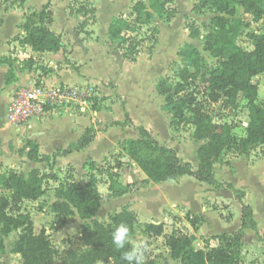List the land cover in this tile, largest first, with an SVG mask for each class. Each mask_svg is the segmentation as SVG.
I'll list each match as a JSON object with an SVG mask.
<instances>
[{
	"label": "rangeland",
	"instance_id": "obj_1",
	"mask_svg": "<svg viewBox=\"0 0 264 264\" xmlns=\"http://www.w3.org/2000/svg\"><path fill=\"white\" fill-rule=\"evenodd\" d=\"M48 1L0 0V11L3 8L22 7L27 3V14L25 15L27 17L38 11L37 9H40L42 4ZM204 1L206 0H174V8L178 12L171 22L166 21L165 17L155 14L148 8V13L141 14L143 24H139L136 23V15L132 13L133 7L137 2H144L146 6H149V0H51L54 12L52 27L56 33L64 38L62 41L63 44L65 43V52H68L73 46L77 48L79 44H83H75L77 41H81L78 37H81L82 42L85 41L89 47L77 49L80 57L88 54L89 58L79 59L72 66L78 65V68L75 69L81 71L84 81H87L85 83L95 86L98 93L95 102L97 107L91 106L87 110L88 112L99 111L98 118L94 119L90 114H88V118L92 128L95 124L97 126L94 141L101 142H94L89 146V151L86 150L84 154L80 155L85 157L92 154L95 158L79 159L73 164L59 159L55 163L37 164L35 168H39L38 171L41 174L48 175L47 192L40 200L25 201L17 206L13 204L12 189L0 185V202L7 204L9 213L29 217L36 235L46 233L49 236L58 254L55 264L62 262L60 254L65 250L77 248L83 244L81 241L83 221L78 216L67 218L57 216L53 212L52 205L58 200L55 190L62 182L71 177L76 182L85 185L88 182L87 174L89 172L86 164L93 160H96L99 165V172H103L99 176L100 183L98 185L103 200L95 219L108 224L110 217L121 212L122 209L128 208L133 211L137 218V226L131 241L133 246L140 241L146 242L145 259L155 257L162 259L164 252H167L165 237L146 235L144 232L146 224L163 223L166 236L171 235L174 231L192 235L194 231L186 219L188 212L202 216L197 210L206 208L210 212H219L223 218L224 215L221 213L225 214V218L232 217L229 210L230 205H228L232 201L228 196L229 193L231 194L230 191H226L224 194L222 198L224 203L220 202V195L215 194L218 190L209 184L200 183L192 177L185 176L175 182L168 181L158 185L146 183L144 173L133 164L125 152L126 140L123 142L122 140L129 137L122 136L127 135L128 132L120 133L119 130L116 131L117 126H114V123L119 119L126 122V112H128L131 120L136 125L148 129L161 145L173 148L184 162L191 163L194 168L198 167L197 151L203 142H198L195 139V126L192 123L195 113H187L184 122L175 123L172 126L174 113L172 108L167 105L165 97L160 95L159 88L160 84L163 83L161 88L171 90L179 81V72L190 67V53L185 49L186 44H191L202 52L210 69L220 66V60L204 50V38L208 29L212 27V19L222 15L219 12L220 0H214L212 4L207 6L202 5ZM82 4L95 8L96 17L94 21L91 18L90 25L80 34L78 30H80L84 17L82 14H77V10ZM235 6L238 8L239 17L252 23L246 32L257 33L262 36L264 18L254 23L253 17L245 14L243 7L237 4ZM121 15L125 17L126 21L124 35L141 41L137 62L134 64L122 58V53L117 49V42H113L108 35L109 25ZM196 31L199 32V36L192 38L191 32ZM239 44L248 51L253 50L255 46L246 35L240 38ZM255 83L259 87L258 101L264 104V74L257 77ZM118 87L123 97L117 93ZM187 94L195 96V110H200L209 116L214 123L233 125L235 127L234 133L238 138L245 136L248 120V108L245 101H239L238 107L233 110H224L221 103H211L202 89L197 86H191L187 90ZM5 118L3 109H0V126L4 125ZM133 133L134 138L138 139V131L134 129ZM24 145L25 140L21 145H15L11 142L9 146L10 158L13 159L18 155L21 159L20 166L22 168L26 163L24 161L29 160L21 154ZM231 153L254 162L261 158L264 153V146L255 148L248 156L242 155L236 149L226 152L225 155ZM86 160L87 163L84 165ZM225 160V157L219 160L215 167V177L218 182H224L223 177L229 175L227 169L230 167V163ZM118 161H121L123 165L118 171L119 182L123 185L137 184V189L126 199H115L108 196L109 186L106 184L108 179L104 172L108 167L115 166ZM9 166L8 164L6 168H3L5 170L3 175L16 172L23 176L31 169L19 171L16 167L9 168ZM231 172L234 173V171ZM234 176L238 188L247 190L246 192L249 194L247 203L258 211L259 221L264 225V218L262 217V212H264V160L255 164L254 167L240 164L236 167ZM177 186L178 189H176ZM173 189L179 193L173 192L170 196L177 200L185 199L192 206V211H186L178 201L171 202V198L166 201ZM238 206L237 202L232 205L234 213L238 211ZM210 218L214 229H216L219 226L220 217L210 214ZM236 222L238 221L236 220ZM236 222L233 224L235 229L240 225ZM1 228L2 225L0 224V242L3 240L5 251L0 252V264H24L22 257L12 252V245L18 240L21 230L14 231L11 236L3 239ZM146 239H152L153 243L146 241ZM195 247L196 249L200 248L198 241ZM156 261L154 260V262Z\"/></svg>",
	"mask_w": 264,
	"mask_h": 264
},
{
	"label": "trees",
	"instance_id": "obj_2",
	"mask_svg": "<svg viewBox=\"0 0 264 264\" xmlns=\"http://www.w3.org/2000/svg\"><path fill=\"white\" fill-rule=\"evenodd\" d=\"M213 1L206 0L202 5L207 6ZM235 4L243 7L244 13L251 15L254 23L264 18V0H220L219 12L222 15L212 19V27L208 29L204 38V50L219 59L220 66L210 69L202 52L195 46L186 44L185 49L190 53V67L179 72V81L171 90L161 88L163 83L159 88L160 95L165 97L167 105L174 113L172 126L184 122L187 113H195L192 122L195 126V139L203 142L197 151L199 162L197 168L189 162H184L173 148L161 145L148 129L136 125L128 112L126 122L114 123V126L138 131L139 138L126 140L124 149L129 159L146 176V183L158 185L188 176L200 183L213 186L215 190L222 188L230 190L242 205L241 230L233 234L223 233L212 237L206 242L205 250H196L197 238L194 234L187 235L174 231L166 236L163 223L146 224L145 234L165 237V246L171 258L182 264H246L241 262L238 256V250L243 245L242 232L246 229L258 232L253 208L243 201L245 191L237 189L232 183L218 182L215 177L216 164L226 152L236 149L242 155H248L255 148L264 145V104L258 101L259 87L255 83V78L264 74V33L259 36L257 33L246 32L252 23L239 17ZM148 8L155 14L165 17L168 22H171L178 12L174 8V0H149V6L144 2H137L132 10L136 15V23L143 24L141 14L148 13ZM77 14L84 17L78 30L81 34L90 25L91 18L95 20L96 10L82 4ZM53 23L54 12L52 2L49 1L41 11L25 17L22 29L26 34L21 38V43L30 46L34 52H60L63 48V39L51 29ZM125 25V17L119 16L109 25L108 35L113 42H117V49L122 53V58L134 64L137 62L141 41L126 37ZM244 35L255 44L253 50L248 51L239 44L240 38ZM190 36L197 38L199 32H191ZM10 82L11 78L7 76V83ZM191 86L202 89L211 103H221L224 110H233L238 107L239 101H245L248 108L245 136L238 138L233 125L214 123L209 116L195 110L196 98L193 94H187ZM93 107H97L96 103ZM95 137V130L88 129L76 145L58 151L54 156L41 155L39 147L28 141L21 154L32 162L55 163L58 157L86 149L94 142ZM86 165L89 172L85 185L71 177L55 190L58 200L52 205L53 212L57 216L67 218L78 216L83 221L82 246L61 253L60 264H127L123 259V253L133 247L132 241L124 249H117L112 243V232L123 223L129 227L132 238L136 232V215L128 208H124L111 216L108 224L97 221L95 217L103 200L98 189L99 176L103 172H99V165L95 161ZM122 167V162L118 161L115 166L108 167L104 172L108 179L106 184L109 186V198H121L137 189L135 183L123 185L119 182L118 171ZM38 170H33L27 178L13 172L9 174L5 186L13 190V204L20 206L25 201H37L45 196L48 175L41 174ZM186 219L194 231L207 222L203 216H196L192 212L187 213ZM226 220L230 221V218ZM0 224L3 239L11 236L14 231L21 230L18 240L12 245V252L20 255L24 264H55L58 254L49 236L46 233L36 235L29 217L9 213L7 204L0 202ZM213 240L217 242V246H213ZM4 251L5 245L1 240L0 252ZM144 264H154V260L145 259Z\"/></svg>",
	"mask_w": 264,
	"mask_h": 264
},
{
	"label": "crops",
	"instance_id": "obj_3",
	"mask_svg": "<svg viewBox=\"0 0 264 264\" xmlns=\"http://www.w3.org/2000/svg\"><path fill=\"white\" fill-rule=\"evenodd\" d=\"M48 2L42 4L41 8L37 10L41 11L43 6L46 5ZM26 7L27 3H25V5L22 7H11L10 9L3 8V10L0 11V109H3V112L6 116L4 125L0 126V181L2 183H0L1 186L5 185L9 174L12 173L10 172L8 175H3V173H5V170L3 168H6L8 164L10 165L9 168L16 167V169H18L19 171L31 168L26 173H24L25 175L23 176L26 178L30 175L33 170L39 169L35 168L36 165L39 163L32 162L30 160L24 161L26 163H24V166L22 168V166H20L21 159L18 155L11 159V151L9 147L11 142H13L15 145H21L23 140H25V145L22 148L24 149L26 143L28 141H31L39 147V153L41 155L54 156L58 153V151L66 150L71 145H76L78 141L83 137L86 130L94 129L96 131L97 126L95 124L93 126L94 128H92V125L89 122L88 114H90V116L94 119L99 117L98 110H94L95 112H88V110H86L84 112L78 108H69L52 110L44 117L34 118L30 120L28 124L24 126H11L7 123L9 104L15 92L21 87L32 86L35 83L70 86L89 84L85 83L87 81H84L82 73H80L81 71H77L75 69L78 68V65L72 66V64H74L79 59L89 58L88 54L81 55L80 57L77 51V49H79L80 47H88L85 41L82 42L81 37H78L81 41H77L75 44H83H79L77 48L73 46L72 49H70L68 52H65V43L63 44L62 50L58 53L34 52L30 46L21 43V38H23L26 34L25 31L22 29V26L25 23V15L27 14ZM33 8L36 9V7ZM51 29L54 31V28L52 26ZM7 76L11 78L10 83H7ZM117 93L123 97L119 87L117 89ZM118 121L123 122L120 119ZM118 130L120 133L128 132L127 135L122 137L129 138L123 139L122 142L128 139H137L134 138V135H132L134 134V129H118L117 126L116 131ZM89 149L90 147L88 146L86 149L80 152H74L65 157H58L56 161L59 159L61 161H66V163L73 164L74 161L79 159L95 158V156L92 154H88L85 157L80 156L84 154L86 150L89 151ZM248 155H250V153ZM224 157L226 158L225 161L230 163V167H228L227 169L229 175L223 177L224 183H232L237 189H240L236 184V179L234 176V174L236 173V167L240 164L244 166L251 165L254 167L255 164H259L262 160H264V153L261 155V158L258 159V161L254 162L252 160L249 161L247 158L244 159L243 157L232 153L227 156L224 155L222 158ZM93 161L96 162V160ZM86 162L87 160L84 162V165L86 164ZM231 171H234V173H232ZM180 179L181 178H179V180ZM176 189H178V186L176 187ZM176 189H173V191L169 193V196L166 198V201H169V199L171 198V202L178 201V203L183 205L186 211H192V206L189 205V203L185 199L177 200L170 196V194L173 192L179 193V191H177ZM240 190L245 191V189ZM226 191L230 190L222 188L216 193H213L220 195V202H224L222 198L224 194H226ZM246 191V195L243 201L245 204L250 205L247 203L249 194ZM129 195L123 196L121 198L126 199ZM228 196L230 197V200H232L228 204L230 205L229 210L231 211L232 215V217H230V221L226 220L224 213L221 214L224 215L225 219L220 216V213L217 211L210 212L206 208H200L197 210L207 220V222L200 225L197 231L193 230V234L198 239L196 240V242L198 241V243H200V248L196 250H205V241L207 242L211 240V238L214 236L223 233L233 234L241 230L242 205L235 199V196L232 192L231 194L229 193ZM236 202L239 204V206L238 211L234 213L232 205L234 203L236 204ZM174 205L177 206V204ZM253 211L254 218L258 225V232L249 229L243 230V245L238 250V256L239 260L246 264H264V225H262V223H260L259 221L258 211L255 208H253ZM262 213V217L264 218V212ZM210 214H215V216H219L221 219L219 220V226L216 229H214L213 227V222L210 218ZM236 220L238 222H236ZM234 222H236L237 224L240 223V225L237 226V229L233 227ZM153 224L159 223L155 222ZM146 241L153 243L152 239H146ZM212 243L214 244L213 246H217V242L215 240H213ZM201 245L204 246L202 247ZM152 248H154V246H152ZM166 251L167 252H164V257H162V259H156L157 257L152 258V260H157L156 262H154V264H182L180 261H175L171 258L167 247Z\"/></svg>",
	"mask_w": 264,
	"mask_h": 264
},
{
	"label": "built area",
	"instance_id": "obj_4",
	"mask_svg": "<svg viewBox=\"0 0 264 264\" xmlns=\"http://www.w3.org/2000/svg\"><path fill=\"white\" fill-rule=\"evenodd\" d=\"M98 93L95 86L47 85L35 83L19 88L8 107L7 123L24 126L34 118L47 115L56 109L78 108L86 111L95 104Z\"/></svg>",
	"mask_w": 264,
	"mask_h": 264
},
{
	"label": "clouds",
	"instance_id": "obj_5",
	"mask_svg": "<svg viewBox=\"0 0 264 264\" xmlns=\"http://www.w3.org/2000/svg\"><path fill=\"white\" fill-rule=\"evenodd\" d=\"M130 229L126 224L121 223L112 232V243L117 249H124L125 246L131 243ZM146 250V242H137L129 251L123 253V259L127 264H144Z\"/></svg>",
	"mask_w": 264,
	"mask_h": 264
},
{
	"label": "water",
	"instance_id": "obj_6",
	"mask_svg": "<svg viewBox=\"0 0 264 264\" xmlns=\"http://www.w3.org/2000/svg\"><path fill=\"white\" fill-rule=\"evenodd\" d=\"M256 79V78H255Z\"/></svg>",
	"mask_w": 264,
	"mask_h": 264
}]
</instances>
